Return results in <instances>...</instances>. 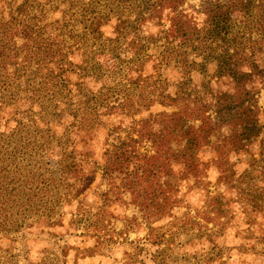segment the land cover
I'll use <instances>...</instances> for the list:
<instances>
[{"label": "trees", "instance_id": "1", "mask_svg": "<svg viewBox=\"0 0 264 264\" xmlns=\"http://www.w3.org/2000/svg\"><path fill=\"white\" fill-rule=\"evenodd\" d=\"M194 75L229 90L199 92ZM252 84L264 89V0H0V239L61 222L74 201L69 224L100 249L112 240L108 207L126 193L160 247L144 263L134 245L122 264H164L173 232L152 223L187 208L195 188L200 208L179 220L197 237L230 219L231 204L264 219V106ZM108 121L97 159L94 133ZM210 168L223 191H207ZM98 170L108 188L92 210Z\"/></svg>", "mask_w": 264, "mask_h": 264}, {"label": "rangeland", "instance_id": "2", "mask_svg": "<svg viewBox=\"0 0 264 264\" xmlns=\"http://www.w3.org/2000/svg\"><path fill=\"white\" fill-rule=\"evenodd\" d=\"M199 0H188L189 3L197 4ZM201 76L194 75L196 89L199 92L209 90H229L226 80L218 83L210 82L207 89L199 85L203 83ZM208 79L207 77L203 80ZM256 91V101L260 108L264 106V89L259 84H252ZM156 106L153 110H161ZM109 125L94 133L91 146L92 153L97 158L100 154L101 143L104 141V133ZM123 135V133H121ZM110 140V139H109ZM207 156V151H202ZM237 157H232L235 160ZM99 159V158H97ZM249 159L248 155H242L237 160L236 169H240ZM97 171L95 180L90 183L84 202L86 201L93 209L102 202L100 193L108 186L100 178ZM215 171L209 169L204 177L206 189L210 194L223 191L224 186L215 185ZM192 181L181 182L180 194H184L187 184ZM203 191L195 188L187 193L181 208L174 209L175 217H165L152 224L163 231L164 238L172 233L169 248L163 255L164 264H264V219L257 216L256 221H246L237 205L231 204V218L227 221L221 220L217 226L208 224V231L214 230L209 237L194 235L197 231L196 225H181L180 217L186 210L194 215L195 209L200 208ZM121 202L111 204L108 209L112 210L114 217L107 223V237L112 240L106 241V246L100 249L89 250L95 245L93 237L80 235L82 229L74 228L69 224V213L73 210L75 202L65 206L62 210V221L57 224L47 225L45 221L41 224L31 225L23 233H11L10 236L0 239V263L2 264H122L127 254L133 251L134 245L144 247V251L137 254V258L144 263H149L148 254L155 252L160 245H149L147 229L141 220L137 209L129 203V196L122 193ZM136 217V222L128 223L127 219ZM226 220V219H225ZM31 222V221H30ZM205 228V226H202ZM190 237V238H188ZM139 264V263H136Z\"/></svg>", "mask_w": 264, "mask_h": 264}]
</instances>
